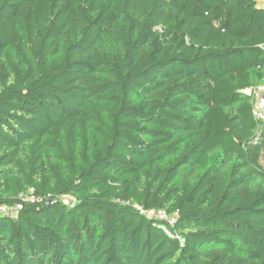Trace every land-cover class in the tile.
I'll return each instance as SVG.
<instances>
[{
	"label": "trees",
	"instance_id": "1",
	"mask_svg": "<svg viewBox=\"0 0 264 264\" xmlns=\"http://www.w3.org/2000/svg\"><path fill=\"white\" fill-rule=\"evenodd\" d=\"M263 44L256 0H0V264H264Z\"/></svg>",
	"mask_w": 264,
	"mask_h": 264
},
{
	"label": "built area",
	"instance_id": "2",
	"mask_svg": "<svg viewBox=\"0 0 264 264\" xmlns=\"http://www.w3.org/2000/svg\"><path fill=\"white\" fill-rule=\"evenodd\" d=\"M264 49V44L262 45ZM242 92L250 97L252 104V111L255 119L259 121L260 124H264V83L248 87L242 90ZM259 136L255 139L254 143H257ZM22 208L21 204L16 205H0V216H15L18 210ZM142 214L149 217L166 220L169 224H174L176 221L175 216H169L165 209H143L140 208ZM164 229L167 231L166 227Z\"/></svg>",
	"mask_w": 264,
	"mask_h": 264
},
{
	"label": "crops",
	"instance_id": "3",
	"mask_svg": "<svg viewBox=\"0 0 264 264\" xmlns=\"http://www.w3.org/2000/svg\"><path fill=\"white\" fill-rule=\"evenodd\" d=\"M258 6H264V0H256Z\"/></svg>",
	"mask_w": 264,
	"mask_h": 264
}]
</instances>
